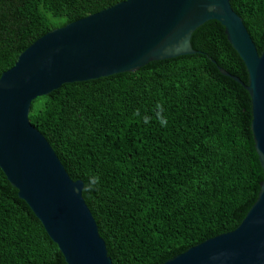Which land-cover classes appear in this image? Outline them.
<instances>
[{
    "label": "trees",
    "instance_id": "trees-1",
    "mask_svg": "<svg viewBox=\"0 0 264 264\" xmlns=\"http://www.w3.org/2000/svg\"><path fill=\"white\" fill-rule=\"evenodd\" d=\"M119 1L0 0V73L45 32ZM228 2L260 53L264 0ZM189 43L197 53L64 83L30 101L28 122L82 182L111 264H160L233 230L263 179L249 96L208 58L246 83L244 65L215 20ZM91 176L99 184L86 191ZM0 264H65L1 171Z\"/></svg>",
    "mask_w": 264,
    "mask_h": 264
},
{
    "label": "water",
    "instance_id": "water-1",
    "mask_svg": "<svg viewBox=\"0 0 264 264\" xmlns=\"http://www.w3.org/2000/svg\"><path fill=\"white\" fill-rule=\"evenodd\" d=\"M208 20L223 27L244 65L246 83L206 56L249 96V127L263 179L233 230L160 264H264V42L257 53L228 0H121L45 32L0 73V171L65 264L111 261L81 197L82 182L69 178L48 142L29 124L30 101L64 83L132 72L150 61L197 53L190 35Z\"/></svg>",
    "mask_w": 264,
    "mask_h": 264
},
{
    "label": "clouds",
    "instance_id": "clouds-1",
    "mask_svg": "<svg viewBox=\"0 0 264 264\" xmlns=\"http://www.w3.org/2000/svg\"><path fill=\"white\" fill-rule=\"evenodd\" d=\"M163 124L164 121H161ZM99 184V177L98 176H91L88 182L83 186L84 190L86 191H93L95 190L96 186Z\"/></svg>",
    "mask_w": 264,
    "mask_h": 264
}]
</instances>
